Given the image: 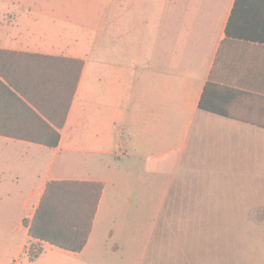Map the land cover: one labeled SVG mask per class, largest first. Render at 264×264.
<instances>
[{
	"label": "crops",
	"instance_id": "1",
	"mask_svg": "<svg viewBox=\"0 0 264 264\" xmlns=\"http://www.w3.org/2000/svg\"><path fill=\"white\" fill-rule=\"evenodd\" d=\"M41 5L48 6L51 20L43 32L30 18ZM5 15L0 49L83 60L59 144L18 141L35 144L39 153L51 149L46 163L54 165L63 150L79 148L71 132L79 104L80 150L105 159H99L103 174L67 176L47 164L34 182L19 187L12 195L20 208L17 219H0V234L9 238L0 246V264L22 258L32 264L47 259L97 264L81 257L93 242L110 188L155 197L149 202L161 213L179 210L185 181L232 179L243 169L264 178V0H33L18 2ZM63 22L79 24L80 35L63 40L68 37ZM94 24L95 35L85 34ZM202 95L207 107L230 109L231 116L201 108ZM89 138L97 139V148ZM51 179L104 184L79 252L31 238L22 222L31 218ZM41 184L29 214V196ZM110 230L111 250L122 249L116 229ZM32 243L42 252L30 261Z\"/></svg>",
	"mask_w": 264,
	"mask_h": 264
},
{
	"label": "rangeland",
	"instance_id": "2",
	"mask_svg": "<svg viewBox=\"0 0 264 264\" xmlns=\"http://www.w3.org/2000/svg\"><path fill=\"white\" fill-rule=\"evenodd\" d=\"M26 1L33 0H0V29L8 10H15L18 2ZM40 7L42 9L31 13L30 18L43 32L49 29L51 20L48 6ZM93 12L95 14V9ZM62 25L68 31V37H62L63 40L80 35L82 30L75 22H63ZM88 30L94 36L95 24L93 30L85 27L84 33ZM80 117L78 104L74 118L76 127L71 132L72 144L79 148L63 150L54 165L50 161L46 163L52 154L51 149L44 148L43 153H39L35 144L28 146L0 135V219L14 223L20 208L12 195L19 187L34 182V174L40 173L45 166L67 176L84 174L86 170L94 174L104 173L99 162L103 156L98 158L96 153L80 150ZM117 138L121 139L120 136ZM89 142L94 148L99 145L96 138H89ZM112 145L108 148L113 150ZM121 150H124L122 146ZM245 172L240 170L234 174L236 177L226 180L185 181L182 187L187 192L181 196L182 202L176 205L178 211L157 213L152 201L149 202L155 197L114 193L110 188L108 200L93 229V242L81 258L97 264H264V178ZM41 188L42 184L29 196V214ZM110 227L116 229V238L124 245L120 250H111L112 240L108 236L113 230L108 232ZM7 239L6 235L0 234V246ZM66 262L79 263L78 259ZM6 264L16 263L8 259ZM18 264L32 263L22 258ZM41 264L58 263L47 259Z\"/></svg>",
	"mask_w": 264,
	"mask_h": 264
},
{
	"label": "trees",
	"instance_id": "3",
	"mask_svg": "<svg viewBox=\"0 0 264 264\" xmlns=\"http://www.w3.org/2000/svg\"><path fill=\"white\" fill-rule=\"evenodd\" d=\"M82 68L80 58L0 49V135L56 147ZM199 105L231 116L230 109L207 107L203 95ZM103 187L101 181L48 180L31 218L22 220L28 235L65 250L81 251ZM41 252V247L30 244L28 259L34 260Z\"/></svg>",
	"mask_w": 264,
	"mask_h": 264
}]
</instances>
